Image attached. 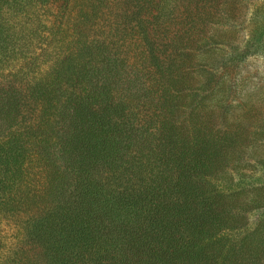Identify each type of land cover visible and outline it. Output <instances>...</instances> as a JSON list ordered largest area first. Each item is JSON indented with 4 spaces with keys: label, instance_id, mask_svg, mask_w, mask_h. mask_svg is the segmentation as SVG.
<instances>
[{
    "label": "trees",
    "instance_id": "1",
    "mask_svg": "<svg viewBox=\"0 0 264 264\" xmlns=\"http://www.w3.org/2000/svg\"><path fill=\"white\" fill-rule=\"evenodd\" d=\"M246 1L0 0V264H264Z\"/></svg>",
    "mask_w": 264,
    "mask_h": 264
},
{
    "label": "rangeland",
    "instance_id": "2",
    "mask_svg": "<svg viewBox=\"0 0 264 264\" xmlns=\"http://www.w3.org/2000/svg\"><path fill=\"white\" fill-rule=\"evenodd\" d=\"M236 9V22L234 26L226 31V33L227 35H230L234 44H240L245 37L240 25L249 13L247 9V1L236 0ZM240 66L237 74L233 76L237 83V89L240 92L239 95L241 97L245 96L244 99L249 100L250 103L254 105V107L249 110V115H251V112L257 111L264 117V65L262 62H259V60H255L248 65L243 63L240 64ZM246 110L247 108L243 109L235 105L233 112L236 116H244ZM8 231L9 230L4 228V226H0V234H9Z\"/></svg>",
    "mask_w": 264,
    "mask_h": 264
}]
</instances>
